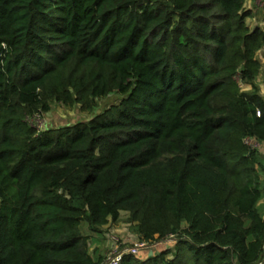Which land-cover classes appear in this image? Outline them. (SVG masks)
Segmentation results:
<instances>
[{"label": "trees", "instance_id": "trees-1", "mask_svg": "<svg viewBox=\"0 0 264 264\" xmlns=\"http://www.w3.org/2000/svg\"><path fill=\"white\" fill-rule=\"evenodd\" d=\"M247 0H0V264H103L89 235L122 210V264H264V26ZM239 80L252 84L242 90ZM39 129L58 102L94 113Z\"/></svg>", "mask_w": 264, "mask_h": 264}, {"label": "rangeland", "instance_id": "rangeland-1", "mask_svg": "<svg viewBox=\"0 0 264 264\" xmlns=\"http://www.w3.org/2000/svg\"><path fill=\"white\" fill-rule=\"evenodd\" d=\"M245 9L251 12V15L247 18V24L251 29L257 26H264V0H247ZM257 57L261 61V69L255 79V84L259 88V92L264 96V48L260 49L257 53ZM242 90H250L252 88L251 83L239 80ZM119 95H110L99 100V103L94 113H88L80 110L78 105L65 106L62 103H54L52 109L40 115L37 118L32 119L35 126L39 129H44L48 126H60L69 122H75L77 120H87L95 114L108 109L111 104ZM246 142L252 148L258 149L260 153V159L264 166V142L258 141L256 138L248 137ZM261 169L260 178L264 180V170ZM260 213L264 216V197L257 203ZM128 212L122 210L120 217L117 221H110L101 227L99 232H93L86 220H83L80 224L81 232L84 235H89V252L95 256L102 255L105 258L114 249L115 246H133L135 243H139L141 240L133 228V224L128 221ZM175 238L170 237L167 240L162 241L165 245L171 246L175 244ZM145 251V250H143ZM143 256L145 253H138Z\"/></svg>", "mask_w": 264, "mask_h": 264}, {"label": "built area", "instance_id": "built-area-1", "mask_svg": "<svg viewBox=\"0 0 264 264\" xmlns=\"http://www.w3.org/2000/svg\"><path fill=\"white\" fill-rule=\"evenodd\" d=\"M39 116H40L39 114H36L35 116L29 119L30 122L33 125H35L32 119L37 118ZM159 243H162V241L147 242L141 240L139 243L133 244V246H129V245L123 247H120L119 245L115 246L114 249L107 255L103 264H122L125 255L129 253L138 254L142 250H149L150 252H153L155 246Z\"/></svg>", "mask_w": 264, "mask_h": 264}, {"label": "water", "instance_id": "water-1", "mask_svg": "<svg viewBox=\"0 0 264 264\" xmlns=\"http://www.w3.org/2000/svg\"><path fill=\"white\" fill-rule=\"evenodd\" d=\"M152 253V252H151Z\"/></svg>", "mask_w": 264, "mask_h": 264}]
</instances>
